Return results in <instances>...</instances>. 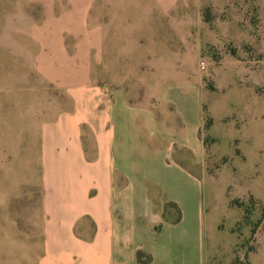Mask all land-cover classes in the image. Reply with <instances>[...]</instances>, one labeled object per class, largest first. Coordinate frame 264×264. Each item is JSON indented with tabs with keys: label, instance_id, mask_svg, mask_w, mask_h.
<instances>
[{
	"label": "crops",
	"instance_id": "1",
	"mask_svg": "<svg viewBox=\"0 0 264 264\" xmlns=\"http://www.w3.org/2000/svg\"><path fill=\"white\" fill-rule=\"evenodd\" d=\"M92 2L71 1L84 32L66 35L63 22L31 35L57 41L47 54L57 58L36 70L71 106L0 129V264H138L139 252L148 264H205L203 183L181 157L203 160L199 81L157 78V95H132L199 54V0H94L95 51L71 64L65 40L88 39ZM93 54L96 71L111 57L109 79L90 75ZM72 71L83 78L54 75Z\"/></svg>",
	"mask_w": 264,
	"mask_h": 264
},
{
	"label": "rangeland",
	"instance_id": "2",
	"mask_svg": "<svg viewBox=\"0 0 264 264\" xmlns=\"http://www.w3.org/2000/svg\"><path fill=\"white\" fill-rule=\"evenodd\" d=\"M71 1L0 0V129L36 127L70 108L65 90L36 70L37 65L48 67L57 58L47 56L58 53L57 41L46 40L45 46L31 35L61 32L65 23L69 27L66 35L84 32L83 18L75 14ZM199 3V54L183 58L181 71L150 73L151 87L133 88L132 95H157V78L168 83L199 81L203 160L195 164L181 157L203 183L205 264H264V0ZM57 21L62 22L57 25ZM95 31L93 0L88 39L65 40L67 50L74 54L71 64L81 62L87 50L94 53ZM23 50L35 53L32 61ZM89 59L93 79L111 77L110 56L104 72L96 71L94 54ZM202 62L205 70L199 68ZM69 74L82 79L84 73L54 75L62 81ZM5 138L12 140L13 136ZM18 138L27 142L29 136Z\"/></svg>",
	"mask_w": 264,
	"mask_h": 264
},
{
	"label": "trees",
	"instance_id": "3",
	"mask_svg": "<svg viewBox=\"0 0 264 264\" xmlns=\"http://www.w3.org/2000/svg\"><path fill=\"white\" fill-rule=\"evenodd\" d=\"M254 204L256 203L253 202V205H252L253 207H254ZM261 210L264 211V208H262ZM245 211H247V208L245 209ZM137 262L138 264H148L150 262V257L139 252L137 253Z\"/></svg>",
	"mask_w": 264,
	"mask_h": 264
},
{
	"label": "built area",
	"instance_id": "4",
	"mask_svg": "<svg viewBox=\"0 0 264 264\" xmlns=\"http://www.w3.org/2000/svg\"><path fill=\"white\" fill-rule=\"evenodd\" d=\"M205 67H206V66H205V63L202 62V63L200 64V67H199V68H200L201 70H205Z\"/></svg>",
	"mask_w": 264,
	"mask_h": 264
}]
</instances>
